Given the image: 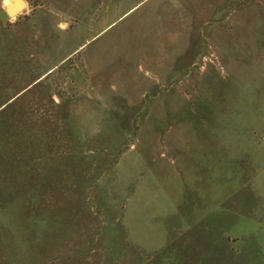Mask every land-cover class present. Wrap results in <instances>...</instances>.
Wrapping results in <instances>:
<instances>
[{
    "label": "rangeland",
    "instance_id": "1",
    "mask_svg": "<svg viewBox=\"0 0 264 264\" xmlns=\"http://www.w3.org/2000/svg\"><path fill=\"white\" fill-rule=\"evenodd\" d=\"M0 264H264V0L0 17Z\"/></svg>",
    "mask_w": 264,
    "mask_h": 264
},
{
    "label": "water",
    "instance_id": "2",
    "mask_svg": "<svg viewBox=\"0 0 264 264\" xmlns=\"http://www.w3.org/2000/svg\"><path fill=\"white\" fill-rule=\"evenodd\" d=\"M24 5V0H11L4 5V11H0V17L4 18L18 11Z\"/></svg>",
    "mask_w": 264,
    "mask_h": 264
}]
</instances>
